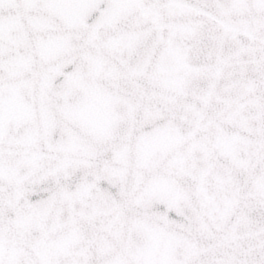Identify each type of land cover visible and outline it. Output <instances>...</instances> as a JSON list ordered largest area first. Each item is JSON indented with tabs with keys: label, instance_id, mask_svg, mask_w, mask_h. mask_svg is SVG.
I'll return each instance as SVG.
<instances>
[{
	"label": "snow or ice",
	"instance_id": "obj_1",
	"mask_svg": "<svg viewBox=\"0 0 264 264\" xmlns=\"http://www.w3.org/2000/svg\"><path fill=\"white\" fill-rule=\"evenodd\" d=\"M0 264H264V0H0Z\"/></svg>",
	"mask_w": 264,
	"mask_h": 264
}]
</instances>
